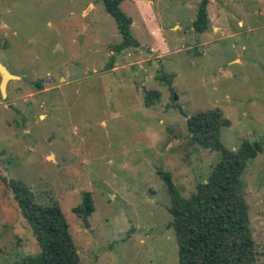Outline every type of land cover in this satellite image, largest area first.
Segmentation results:
<instances>
[{"label":"rangeland","instance_id":"obj_1","mask_svg":"<svg viewBox=\"0 0 264 264\" xmlns=\"http://www.w3.org/2000/svg\"><path fill=\"white\" fill-rule=\"evenodd\" d=\"M199 3L123 0L139 46L116 53L122 38L103 0H0V62L21 78L0 95V264L39 253L11 182L60 206L78 264H178L158 172L188 197L218 161L193 144L186 120L217 109L226 149L264 143V0L210 1L221 29L196 37L187 24ZM240 183L264 264V153ZM84 193L88 229L74 211Z\"/></svg>","mask_w":264,"mask_h":264},{"label":"trees","instance_id":"obj_2","mask_svg":"<svg viewBox=\"0 0 264 264\" xmlns=\"http://www.w3.org/2000/svg\"><path fill=\"white\" fill-rule=\"evenodd\" d=\"M122 1L103 0L122 38L113 47L116 53L139 46L130 33L132 20L119 9ZM210 1L200 0L192 22L191 28L198 35L209 28L206 8ZM36 85L37 88L42 86ZM155 98L156 95L146 96L147 104L151 105ZM186 124L193 144L215 152L218 161L206 181L196 185L188 197L178 194L168 174L158 172L170 197L167 211L171 221L167 228L172 229L177 242L178 264H257L258 254L240 190V177L247 163L264 153V143L258 139H243L236 150L226 149L219 140V133L222 127L229 126V121L217 109L189 118ZM10 186L21 216L39 247L37 255L15 264H78L79 255L60 206L39 205L27 187L14 182ZM84 209L87 216L94 211L89 193L83 194L82 203L74 211L81 217Z\"/></svg>","mask_w":264,"mask_h":264},{"label":"water","instance_id":"obj_3","mask_svg":"<svg viewBox=\"0 0 264 264\" xmlns=\"http://www.w3.org/2000/svg\"><path fill=\"white\" fill-rule=\"evenodd\" d=\"M188 27L191 26V23L187 24ZM196 37H197V33H195ZM140 50L144 52V54H146L147 56H150L149 53H147L145 51V49L143 47H140ZM21 78L20 77H17V76H14L13 74H11L7 68L0 62V95H1V98L3 100L6 99L7 95H6V86L7 84L10 82V81H13V80H20ZM177 100V97L174 96V101ZM8 109H11V110H15V108L13 107V105H8ZM81 219H82V223L84 225V227L86 229L89 228V224L87 222V210L84 209L82 212H81Z\"/></svg>","mask_w":264,"mask_h":264},{"label":"crops","instance_id":"obj_4","mask_svg":"<svg viewBox=\"0 0 264 264\" xmlns=\"http://www.w3.org/2000/svg\"><path fill=\"white\" fill-rule=\"evenodd\" d=\"M209 20V19H208ZM211 22H212V20L210 19L209 20V28L213 31V32H217V31H219L221 28H219V27H215V26H212L211 25ZM238 24H239V26L242 24L240 21L238 22ZM191 25H192V22H191ZM191 27V26H190ZM215 30H217V31H215ZM189 32H194L193 31V29L192 28H190L189 29ZM205 33V32H204ZM204 33H202V34H204ZM153 50V48L151 47V49H150V51H152ZM151 56V55H150ZM162 55L161 54H158V56H157V58H160Z\"/></svg>","mask_w":264,"mask_h":264}]
</instances>
